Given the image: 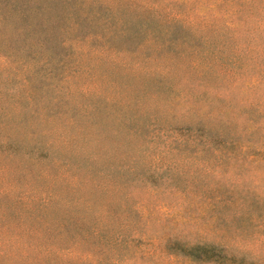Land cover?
I'll use <instances>...</instances> for the list:
<instances>
[{
	"label": "rangeland",
	"instance_id": "rangeland-1",
	"mask_svg": "<svg viewBox=\"0 0 264 264\" xmlns=\"http://www.w3.org/2000/svg\"><path fill=\"white\" fill-rule=\"evenodd\" d=\"M241 1L30 0L41 35L0 27V264H264V12ZM198 122L235 145L195 151Z\"/></svg>",
	"mask_w": 264,
	"mask_h": 264
},
{
	"label": "trees",
	"instance_id": "trees-1",
	"mask_svg": "<svg viewBox=\"0 0 264 264\" xmlns=\"http://www.w3.org/2000/svg\"><path fill=\"white\" fill-rule=\"evenodd\" d=\"M252 0H243L242 8H244L245 2H249ZM245 9V8H244ZM259 9L264 12V0H259ZM249 8L245 9L244 12L249 15ZM241 11L232 12L233 15L237 13V19L239 21V15ZM47 17L44 16V12L40 10L39 7L33 6L30 0H0V27L4 26H11L13 27L12 35H16V29L25 28V37H38L41 35V26L44 25L42 21L46 22ZM44 37V36H43ZM249 86V84L247 83ZM248 107L253 111L254 115H256L257 121L253 122V126H251V130L249 134H253L255 132V128L257 125L256 123H260V120L264 119V111L261 107L259 102H251L248 103ZM188 131H195L199 132L200 136L202 137L198 141L203 142L198 144L197 148L194 150L197 152H202L201 150L205 147L210 145V137L213 139L218 140V148L213 149V153L220 152V149L224 147H230L235 145V142L231 138H226L224 135L220 134L219 132L213 131V129L205 127L202 122H198L195 127H187ZM199 136V137H200ZM200 145V146H199ZM222 147V148H219ZM251 147L254 154H258L260 148H256V146H245L243 149H248ZM243 151V150H241ZM217 155V154H216ZM168 250L173 251L174 255L182 256L190 261L194 262H209V263H216V262H237L242 260V258H236L234 255L230 254L228 250L220 245L212 244V243H205V242H198L191 245H187L185 242H178L176 240L172 242H168Z\"/></svg>",
	"mask_w": 264,
	"mask_h": 264
}]
</instances>
